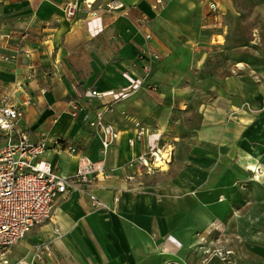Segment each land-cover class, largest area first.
Instances as JSON below:
<instances>
[{
  "label": "crops",
  "instance_id": "obj_1",
  "mask_svg": "<svg viewBox=\"0 0 264 264\" xmlns=\"http://www.w3.org/2000/svg\"><path fill=\"white\" fill-rule=\"evenodd\" d=\"M114 1L123 10L108 12ZM161 1L95 0L89 11L81 0H0V107L19 109L16 135L46 139L40 160L57 174L76 172L68 147L103 161L0 261L205 264L208 241L221 253L209 264H264V63L248 60L264 61V0ZM146 34L160 57L149 92L137 88ZM107 106L120 135L103 160L88 121ZM136 123L150 130L147 149H172L163 173L132 165L144 149L127 144Z\"/></svg>",
  "mask_w": 264,
  "mask_h": 264
},
{
  "label": "built area",
  "instance_id": "obj_2",
  "mask_svg": "<svg viewBox=\"0 0 264 264\" xmlns=\"http://www.w3.org/2000/svg\"><path fill=\"white\" fill-rule=\"evenodd\" d=\"M81 1L84 7L91 11L95 0ZM161 3V0H156L155 9ZM208 7L212 13L217 12L215 4L208 3ZM123 8V4L114 1L107 6V11L115 12ZM76 11L77 5L73 2L69 3L65 11L66 17L74 18ZM94 15L96 16L97 13ZM137 22L145 24L147 19L142 17ZM145 44L146 48L137 61L141 77L137 88L140 87L149 92L155 90L148 81L160 57L153 51L155 41L150 34H146ZM91 94L97 96L95 91ZM110 111V106L104 107L88 121L90 132L99 140L103 160L120 135V131L104 120L105 114ZM19 118L20 112L16 107L8 105L0 107V132L5 139L0 147L1 253L11 249L33 228L50 221L54 213L53 202L56 197L66 194L69 190L77 189L80 185L92 184L103 170V161L92 162L85 155L79 154L76 148L68 147V152L77 157L76 172L72 176L55 173L49 162L40 160V157L49 149L46 139L32 142L24 134L16 135L15 125ZM134 128V137L128 139L127 144L136 148L140 143L144 149L136 155L132 165L143 174L163 173L172 161V149L161 142L147 149L146 141L151 134L150 130L140 123H136ZM0 264H8V262L2 259Z\"/></svg>",
  "mask_w": 264,
  "mask_h": 264
},
{
  "label": "rangeland",
  "instance_id": "obj_3",
  "mask_svg": "<svg viewBox=\"0 0 264 264\" xmlns=\"http://www.w3.org/2000/svg\"><path fill=\"white\" fill-rule=\"evenodd\" d=\"M255 39H256L255 36L254 37L251 36L250 39H249V42H251L253 44L255 42ZM249 45H251V44H249ZM251 50L257 51L256 50V47L254 46V44L252 45ZM220 53L223 54V51L222 52L220 51ZM250 55H253V54H249L248 60L250 62L254 63V65H256V64H263L264 63V61H262V60L259 61V58H256L257 56H253V58H250ZM220 57L223 59L222 56H220ZM221 58H220V61L222 60ZM239 67H241V66H239ZM207 244H209L208 241L206 242L205 245H207ZM205 245L201 249L198 248V250H199L200 259H202V262H205V264H209L212 261V255H215L216 254V255L220 256L221 253H219V252L217 253L215 251H212V248L211 247L205 246Z\"/></svg>",
  "mask_w": 264,
  "mask_h": 264
}]
</instances>
